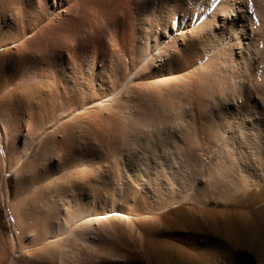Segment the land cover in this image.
<instances>
[{"label":"bare ground","instance_id":"bare-ground-1","mask_svg":"<svg viewBox=\"0 0 264 264\" xmlns=\"http://www.w3.org/2000/svg\"><path fill=\"white\" fill-rule=\"evenodd\" d=\"M43 1L0 0V4L13 20L25 16L28 24L24 31L31 33L38 19L47 18ZM126 1V9L138 10L137 36L129 57L124 54L116 62L123 73L120 84H111L109 93L103 92L89 104L85 97L95 87L90 74L81 72L78 80L84 87L77 99L67 104L75 94L69 84H61V71L54 81L59 84L49 80L23 84L26 98H17L15 93L17 101L10 98L23 106L27 115L23 120L33 132L21 149L9 151V155L2 134V160L6 170L13 167L25 172L21 176L24 193L39 194L30 209L12 207L13 212L7 215L16 245H21L25 230L33 241L44 242L51 227L61 234L79 220L97 223L103 220V203L109 199L113 203L130 200L124 208L125 217H130L138 200L148 196L165 199L163 194H167L168 202L176 197L187 201L197 195L200 183L222 199L264 198V0ZM113 63L103 61V66L106 72L117 74ZM98 76V85H103V75ZM135 84H142L139 91ZM142 89L151 93L152 102H140ZM17 105L12 107L18 110ZM92 106L104 111L110 108L124 120L125 116L135 118L133 125L141 123L137 137L129 141L119 133L121 143L98 139V133L97 139L86 137L91 128L85 125L87 132L84 127L79 129L84 117L80 111ZM123 125L127 126L126 122ZM146 126L151 129L144 131ZM3 127L7 135L6 123ZM115 131L107 132V137ZM27 160L31 161L30 170H25ZM190 181L194 187H187ZM90 191L101 193L102 207L93 206ZM32 210L46 215L43 235L29 220L36 213ZM52 221L56 223L51 225ZM89 228H93L91 222ZM237 239L230 245L236 247ZM226 244L222 242L216 253L222 255ZM219 257L220 264H227L223 255ZM11 261L14 263V257ZM130 264H141L139 254Z\"/></svg>","mask_w":264,"mask_h":264},{"label":"rangeland","instance_id":"rangeland-1","mask_svg":"<svg viewBox=\"0 0 264 264\" xmlns=\"http://www.w3.org/2000/svg\"><path fill=\"white\" fill-rule=\"evenodd\" d=\"M110 1L44 0L42 9L47 18L39 22L38 19L36 25L32 26L31 33L24 31L28 24L25 16L21 20L20 17L13 20L5 14L0 4V136L3 134L7 138L4 146L8 155L9 151L21 149L25 139H29L33 132L23 120L22 116H27L21 110L23 106L15 104L17 100L14 97L26 98L28 95L27 91H23V84H39L48 80L51 84H59L54 81L58 72L63 71L64 78L61 84H69L75 94V97H71L72 101L67 103L71 104L77 99L81 86L84 87V84H79L78 74L89 73L95 87L91 94L85 97L90 104L92 100H99L98 97L103 92L109 93L111 84L121 83L123 73L116 62L120 57L122 59L124 54L129 57V52L132 51L137 36L138 10L134 7L126 9V0ZM115 43H118L117 46ZM111 44L116 47L114 45L112 47ZM103 61L112 63L115 61L114 68L118 69L114 70L117 74L106 72ZM101 74L105 81L102 82L103 85H98L101 82L98 75ZM141 85L135 84V89L139 91ZM143 90L141 91L143 101L140 102H143L142 104L152 102L151 93ZM10 98L16 101L13 102ZM148 98L150 99L147 100ZM15 105L20 108L18 110L13 108ZM109 109L104 111L97 106L81 109L80 113L84 117L82 128L80 125L79 129L84 127V132H87L88 128H91L90 132L93 129L92 134L88 132L90 135L87 133L86 136L91 139L96 138L95 135L98 133V139L105 137L104 141L121 143L120 134L124 133L129 141L134 140L141 130V123L133 125L131 122H134L135 118L126 119L125 116L124 120L114 110ZM68 121L75 125L73 120ZM124 122L127 126L123 125ZM4 123L8 126L7 135L4 133ZM74 127L76 128V125ZM150 129L146 126L144 131ZM113 130H116L115 134L108 138L106 133ZM101 133L104 135L101 136ZM1 153L2 148L0 264H130L137 254L141 257V264H210L211 260L212 264H220L219 256L222 255L227 264H264V198L244 195L222 199L214 189L208 190L201 183L197 186L199 190L197 195L187 201L176 197L168 202L167 194H163L165 199L161 196H148L138 200L133 207L135 213L131 212L130 217H125L124 213V208L129 206L130 200L113 203L109 199L103 203L106 209L101 217L103 220L97 223L90 221L93 228H89L90 222L84 219L77 221L61 234H55L56 228L50 226L51 234L44 242L33 241L30 231L25 230L21 232L23 234L21 245H16L11 238L14 234L10 217L7 215L13 212V208L27 206L30 209L31 204L39 200L36 199L39 194L30 191L24 193L23 188L21 189L23 185L21 176L25 172H19L13 167L6 170ZM30 167L31 161L27 160L25 170H30ZM193 182L186 184L187 187H194ZM100 194L89 192L88 195L93 198V206L102 207L103 198ZM112 204L114 205L111 206ZM98 211L100 213L102 209ZM35 212L29 220L35 223V230L43 235L46 230L45 224L43 225L46 215L44 211ZM54 223L56 222L52 221L51 225ZM149 226H152L151 229H148ZM200 228L205 232L198 231ZM240 233L242 241L237 239ZM210 235L220 238L221 242H217V239ZM236 239L240 241L237 246L230 245V241ZM224 240L229 244L222 248L225 251L219 255L216 250L225 242ZM11 257H14V263ZM59 259L61 262H58Z\"/></svg>","mask_w":264,"mask_h":264}]
</instances>
